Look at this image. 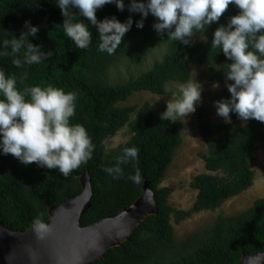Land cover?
<instances>
[{"label":"trees","instance_id":"trees-1","mask_svg":"<svg viewBox=\"0 0 264 264\" xmlns=\"http://www.w3.org/2000/svg\"><path fill=\"white\" fill-rule=\"evenodd\" d=\"M124 2V11L108 4L96 12L98 19L112 15L122 22L129 16L133 19V26L123 37L121 46L109 55L98 51L99 34L90 24L91 45L83 50L77 48L64 32V18L54 0H0V52L5 50L3 42L12 38L6 32L19 36L25 30V21L39 26L37 36L29 39L42 45L43 50L53 51L48 60L23 68L12 63L11 55H0V68L16 75V86L21 91L36 85L76 91L77 108L71 123L84 125L95 145L92 158L68 177L61 175L59 169H44L35 163L25 166L11 154H0V222L10 230L22 232L32 229L38 217L46 222L49 207L81 193L79 176L87 172L92 197L90 208L80 218L81 227L115 217L142 195L145 183L156 205L155 214L143 220L125 242L110 248L93 264H239L244 254H264V198L257 199L239 214L218 216L208 230L179 242L175 240L172 220L178 224L192 213L215 210L253 185L250 162L254 149L264 145V122L248 120L242 128L230 132L224 125L205 122L199 111L197 134L207 147L203 161L209 173L194 177L191 186L197 195L188 211L173 208L168 201L171 189L160 187V183L181 144L177 121L155 116L147 102L130 107L118 104L138 91L163 95L167 93L166 84L187 83L191 77L190 64L207 66L212 71L221 66L209 81L222 83L224 87L218 99L226 98L230 93L223 73L230 61L222 51L211 47L212 38L207 43L185 46L167 39L166 34L158 35L152 27L155 18L151 14L144 20V27L137 28L135 21L141 16L128 11L130 0ZM237 12L238 9L230 5L218 23H226ZM78 19L88 23L86 17ZM217 26V23L211 25L213 32ZM159 45H165L166 51L151 69L125 83L109 82V69L121 59L136 64ZM7 51L11 52L10 47ZM23 51L18 54L21 58ZM132 114H135L133 119ZM124 126L129 127L130 139L107 151L105 141ZM128 146L139 148V164L135 166L143 177L140 184L127 179L134 173L133 164L124 166V178L118 180L104 171Z\"/></svg>","mask_w":264,"mask_h":264},{"label":"clouds","instance_id":"clouds-1","mask_svg":"<svg viewBox=\"0 0 264 264\" xmlns=\"http://www.w3.org/2000/svg\"><path fill=\"white\" fill-rule=\"evenodd\" d=\"M63 19V28L77 48L87 49L93 38L89 24L99 34L98 51L112 55L121 46L123 37L133 26L129 16L125 21L115 15L98 19L96 12L105 5L114 4L119 11L125 10L124 0H54ZM238 12L219 24L229 6ZM77 9L78 12L73 11ZM127 9L139 13L135 21L139 29L151 14L155 18L152 27L167 39L191 46L193 36L205 32L217 23L211 47L223 52L227 61L223 73L225 86L230 95L214 101L215 112L225 123H231L232 113L242 121L264 122V0H130ZM78 17H86L88 23ZM24 31L19 36L3 42V56H12L17 68L40 64L53 55L52 50H43L33 43L39 26L24 22ZM207 43V39L204 40ZM10 47L11 52L7 51ZM23 51L22 58L18 55ZM26 75V73H25ZM15 74H7L0 68V154H11L25 166L35 163L44 169H59L64 177L87 163L93 156L95 145L84 125L71 123L76 114L78 93L63 88L38 85L17 88ZM214 87H219L215 84ZM203 84L195 76L180 86L179 95L166 101L161 119L184 121L195 113L201 103ZM115 147V145H114ZM114 163L104 171L114 180L124 178V166L133 164L134 173L127 179L140 184L143 177L139 167V148L124 147L114 158ZM38 239L51 232L50 224L39 217L32 225Z\"/></svg>","mask_w":264,"mask_h":264},{"label":"rangeland","instance_id":"rangeland-1","mask_svg":"<svg viewBox=\"0 0 264 264\" xmlns=\"http://www.w3.org/2000/svg\"><path fill=\"white\" fill-rule=\"evenodd\" d=\"M213 36L211 26L205 32L196 33L193 36V43L197 44ZM165 45L155 47L149 56L142 61L131 64L127 59H121L108 71V80L111 84L125 83L129 78L137 77L139 74L151 69L155 62L159 61L165 54ZM221 66L214 67L213 71L207 66L190 64L191 77L195 76L203 84L202 100L197 106L195 113L190 114L184 121L177 120L178 132L181 137V144L176 150L175 156L168 166L160 187L170 188L169 204L182 211H188L195 202L197 191L192 188L191 183L195 176L209 173L204 168L203 158L207 154V147L200 135L197 134L198 114L201 111L205 122L211 125H224L228 131L233 132L242 128L247 121L231 115V123H225L215 112L214 101H216L223 90L224 85L209 81L210 76ZM183 83L170 82L166 84V94L154 95L145 91L133 93L126 101L118 104L119 107H130L142 105L147 102L152 108L155 116L161 117L166 108V101L179 95L180 86ZM135 114H132L133 119ZM132 136L129 127L124 126L113 136L105 141V149L111 151L119 145L126 143ZM115 145V147H114ZM250 167L254 172L253 185L239 195L226 200L215 210H204L192 213L188 218L176 224L171 221L174 229V237L177 242L188 236L208 230L212 227L216 218L220 215L231 216L246 211L257 199L264 198V145H259L252 153Z\"/></svg>","mask_w":264,"mask_h":264},{"label":"water","instance_id":"water-1","mask_svg":"<svg viewBox=\"0 0 264 264\" xmlns=\"http://www.w3.org/2000/svg\"><path fill=\"white\" fill-rule=\"evenodd\" d=\"M82 191L69 200L48 208L51 232L38 239L32 229L13 231L0 222V264H93L112 247L120 246L138 225L156 213L148 184L142 195L115 217L87 227L80 218L90 208L92 191L87 172L79 176ZM264 254H244L239 264H263Z\"/></svg>","mask_w":264,"mask_h":264}]
</instances>
